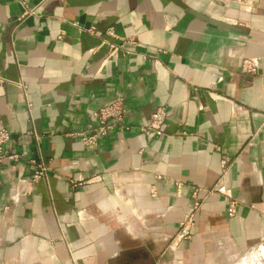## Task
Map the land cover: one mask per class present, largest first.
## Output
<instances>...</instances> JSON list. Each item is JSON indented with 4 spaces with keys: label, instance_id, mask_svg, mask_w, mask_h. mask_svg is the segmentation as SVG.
Here are the masks:
<instances>
[{
    "label": "crops",
    "instance_id": "crops-1",
    "mask_svg": "<svg viewBox=\"0 0 264 264\" xmlns=\"http://www.w3.org/2000/svg\"><path fill=\"white\" fill-rule=\"evenodd\" d=\"M117 97L132 129L84 146ZM0 128V264H264V0H0Z\"/></svg>",
    "mask_w": 264,
    "mask_h": 264
},
{
    "label": "built area",
    "instance_id": "built-area-1",
    "mask_svg": "<svg viewBox=\"0 0 264 264\" xmlns=\"http://www.w3.org/2000/svg\"><path fill=\"white\" fill-rule=\"evenodd\" d=\"M22 4H25V0H20ZM230 2H236L239 0H229ZM242 1V0H241ZM30 13H34L32 9H26ZM87 30L94 31V27H89ZM64 33H61V36ZM106 34L113 38H118L112 28L107 29ZM109 48L115 50L116 44L109 43ZM256 62L252 59L245 58L243 60L244 72L254 73L256 71ZM125 104L122 97H117L113 101L100 106L93 112L94 121L91 122L85 129H80L72 133L73 136H77L81 143L86 147H92L96 145L100 138L106 136L114 129L119 132H127L132 129V126L125 120ZM167 115V109L163 105L157 106L150 114L149 120L145 125L139 126V130L151 138L155 135H161L162 126ZM10 138V132L6 128H0V163L5 159L18 160V153H9L6 150V143ZM28 162L33 164L34 170L31 175L30 181H35L46 176L47 166L42 161H37L34 158H29ZM236 211V203L233 200H228L227 215L233 216ZM184 229L186 227H183Z\"/></svg>",
    "mask_w": 264,
    "mask_h": 264
},
{
    "label": "rangeland",
    "instance_id": "rangeland-1",
    "mask_svg": "<svg viewBox=\"0 0 264 264\" xmlns=\"http://www.w3.org/2000/svg\"><path fill=\"white\" fill-rule=\"evenodd\" d=\"M151 194H154V193H151ZM229 200L235 201L232 197H229ZM235 203H236V201H235ZM199 204H200L199 201L195 200L190 212L186 213L184 215V217L179 220L177 233H176L174 239H178L179 241L184 240V239H190L191 230L195 225V214H194V212L199 207ZM183 227H186V228L184 229ZM241 263H243V264H262L260 262L252 261V260L247 261V259H245L243 262L241 260L239 262H237V264H241Z\"/></svg>",
    "mask_w": 264,
    "mask_h": 264
}]
</instances>
